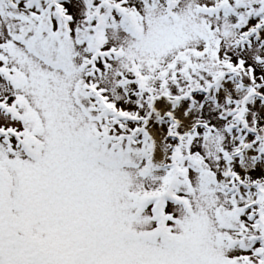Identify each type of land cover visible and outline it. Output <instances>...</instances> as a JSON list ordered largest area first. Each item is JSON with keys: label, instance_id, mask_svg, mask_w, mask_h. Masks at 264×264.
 I'll return each mask as SVG.
<instances>
[{"label": "snow or ice", "instance_id": "1", "mask_svg": "<svg viewBox=\"0 0 264 264\" xmlns=\"http://www.w3.org/2000/svg\"><path fill=\"white\" fill-rule=\"evenodd\" d=\"M0 264H264V0H0Z\"/></svg>", "mask_w": 264, "mask_h": 264}]
</instances>
